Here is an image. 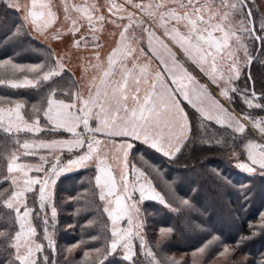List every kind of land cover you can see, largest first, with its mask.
<instances>
[{
    "label": "snow or ice",
    "instance_id": "1",
    "mask_svg": "<svg viewBox=\"0 0 264 264\" xmlns=\"http://www.w3.org/2000/svg\"><path fill=\"white\" fill-rule=\"evenodd\" d=\"M0 2L23 13L6 40L34 33L62 41L70 34L71 47L90 52V57H81L79 80L64 55L58 57L53 50L41 63L0 60V86L33 89L40 96L30 108L24 99L0 96V185H8L0 188V210H7L10 221L8 229H0L5 264H56L54 187L62 174L83 168L95 169L94 188L110 221L105 228L111 239L105 247L84 251L81 264H105L118 249L128 264H182L163 251L158 258L149 246L144 205L156 202L178 214H190L196 207L178 192L175 180L165 181L175 206L157 190L151 175L159 170L144 153L132 156L134 142L176 159L198 138L209 147L230 149L240 171L264 176V94L249 88L250 71L243 85L237 83L257 58L254 52L264 47V13L257 10L259 20L253 18L249 4L254 0H107V15L86 0H61L65 31L58 26L54 0ZM107 24L119 32L112 33L114 46L102 59L101 35ZM189 63L217 93L200 82ZM66 76L70 83L63 87ZM237 98L245 106L239 111ZM246 125L258 132L260 141L251 137ZM238 146L246 161L240 160ZM110 154L119 162L118 175L109 163ZM29 157L34 160L22 161ZM35 222L43 228L42 239ZM249 227L264 230V213L258 225ZM172 232V227H161V241ZM216 239L193 251L191 264H201L196 257H203ZM231 252L224 246L219 256L227 258Z\"/></svg>",
    "mask_w": 264,
    "mask_h": 264
},
{
    "label": "trees",
    "instance_id": "2",
    "mask_svg": "<svg viewBox=\"0 0 264 264\" xmlns=\"http://www.w3.org/2000/svg\"><path fill=\"white\" fill-rule=\"evenodd\" d=\"M249 7L253 10V18L259 20L257 10L264 13V0H254ZM21 16L19 12L8 8L6 3L0 2V60L11 58L17 63H41L49 57L51 49L33 35L16 41L5 39L10 34L13 24L19 23ZM261 60H264V47L257 54L249 70L252 79L248 86L258 95L264 94V64ZM247 76L245 68L241 80L237 83L243 85ZM69 83L66 76L62 86L67 87ZM40 91L43 92V89ZM0 96L24 99L29 108L40 99L36 90H13L2 86ZM235 107L237 111L245 108L239 98L236 99ZM246 110L259 113V110ZM193 123L195 124V121ZM221 130L217 131L223 132ZM248 131L252 138L260 141V137L255 135L258 133L249 129ZM193 134L194 137L198 136L195 127ZM40 136L43 137L45 134L40 133ZM134 143L132 156L144 153L151 164L159 170L158 173L153 172L151 175L157 190L175 206V201L168 195L165 184V181L175 180L178 192L185 198H190L196 207L190 214L186 211L178 214L156 202H145V236L158 258L163 251L166 256L182 261V264H191L192 252L212 237H216L206 254L203 257H196L201 264H264V230L249 227L250 224L258 225L259 216L264 213V176L241 172L234 166L230 149L220 146L209 147L198 138H194L176 159L166 158L138 142ZM3 147V141L0 140V150ZM236 149L240 150L241 159H244L242 147L238 146ZM136 163L139 167V160ZM94 175L95 170L92 168L80 169L58 178L54 187V200L57 206L53 237L56 264H81L84 251L105 247L111 239L110 231L105 228V225H109V220L103 212V202L99 200L98 190L94 188ZM3 187H8L7 183L0 185V188ZM0 211L5 217L4 220H0V229H8L10 221L7 220V210ZM35 226L42 239V226L39 222H35ZM161 227L173 228L172 234L163 241L159 236ZM49 231L53 229L49 228ZM253 232L256 234L253 235ZM81 241L84 243H81L79 248L71 253L67 251L69 247ZM224 246L232 250L227 258L219 256ZM6 259L8 257L5 249L0 248V264H5ZM105 264L128 262L112 255Z\"/></svg>",
    "mask_w": 264,
    "mask_h": 264
},
{
    "label": "rangeland",
    "instance_id": "3",
    "mask_svg": "<svg viewBox=\"0 0 264 264\" xmlns=\"http://www.w3.org/2000/svg\"><path fill=\"white\" fill-rule=\"evenodd\" d=\"M18 2L23 5V4L27 3L28 0H18ZM71 2H73V3H82V2H84V0H71ZM86 2L87 3H95V4H97L101 8V10L104 12V14L107 15V12H106L107 0H86ZM54 4L56 5V10L58 12V15L60 16V21L58 22V26H62L63 29L66 31L67 28H68V24L63 21V15L64 14H63V11H62L61 0H54ZM20 14L23 15V13H20ZM71 15H73L75 17L77 14L75 12H72ZM118 32H119V29L115 28L111 24H107L105 26V28L103 30V33L101 35V39H102V42H103V47L100 49V53H101V58L102 59L105 56L104 54L108 53L110 51V49L114 46L116 37L113 36L112 33H117L118 34ZM32 35L36 39H38L42 44L46 45L51 50H53L55 52L56 56L59 57L61 55H64L65 63L67 65V67L70 69L71 73L75 74V78H77V80H79V77H80V74H81V71H80L81 57H84V58L90 57V52L89 51H87V50H77V49L71 47V42H72L73 37L70 34L66 35L63 38L62 41H53L50 38H48V39L39 38V37H36L34 33ZM77 38H79V37L77 36ZM181 59H183V58L181 57ZM187 66H188L189 70L192 71L195 76H197V78L200 80L201 83L207 84L209 89L212 92L215 91L217 93V91H218L217 88L214 85L211 84V82L207 79V77H205L202 73H200L199 70L196 69L190 63ZM246 129L247 130L248 129L251 130V125H246ZM217 130L220 131V129H217ZM252 131L253 130H251V132ZM254 133H258V132H254ZM255 135L259 136V134H255ZM262 142H264V141H262ZM236 150L238 152H240V150H238V149H236ZM243 154H244L245 157H244V159H241V152H240V160L246 161V153L244 151H243ZM231 159H232V161H233V163L235 165L236 162H237L236 159H234L232 157H231ZM30 160H34V158H30V157L29 158H22V161H30ZM109 163L113 165V168L116 171V174L118 175L119 174V162L117 160H113L112 157H111V154L109 155ZM83 169H86V168H83ZM74 171H77V170H74ZM74 171H71V172H74ZM71 172H67L65 174H62L61 176L69 174ZM246 174H249V173H246ZM137 196H138V193H137ZM49 214H50V210H49ZM109 225H110V221H109ZM122 225H126V221L122 222ZM137 252H139L138 242H137ZM114 255L119 256L120 258H122V255H123L122 250L118 249L116 254H114Z\"/></svg>",
    "mask_w": 264,
    "mask_h": 264
},
{
    "label": "crops",
    "instance_id": "4",
    "mask_svg": "<svg viewBox=\"0 0 264 264\" xmlns=\"http://www.w3.org/2000/svg\"><path fill=\"white\" fill-rule=\"evenodd\" d=\"M106 54H107V53H105L104 55L106 56ZM210 91H211V90H210ZM213 93L215 94L216 92L213 91ZM221 99H222V98H221ZM222 102L225 103V106L230 107L226 101H223V100H222ZM247 128H248V127H247ZM137 142H138V141H137ZM138 143H140V142H138ZM140 144H141V143H140ZM142 145H143V144H142ZM144 146H145V145H144ZM92 169H94V168H92Z\"/></svg>",
    "mask_w": 264,
    "mask_h": 264
},
{
    "label": "flooded vegetation",
    "instance_id": "5",
    "mask_svg": "<svg viewBox=\"0 0 264 264\" xmlns=\"http://www.w3.org/2000/svg\"><path fill=\"white\" fill-rule=\"evenodd\" d=\"M254 62V61H253ZM252 65V64H251ZM246 70H247V75H248V68H246ZM250 70V69H249ZM250 89H251V87H250Z\"/></svg>",
    "mask_w": 264,
    "mask_h": 264
},
{
    "label": "water",
    "instance_id": "6",
    "mask_svg": "<svg viewBox=\"0 0 264 264\" xmlns=\"http://www.w3.org/2000/svg\"><path fill=\"white\" fill-rule=\"evenodd\" d=\"M254 55H256L257 56V54L255 53ZM251 67V66H250ZM248 71H249V68H248Z\"/></svg>",
    "mask_w": 264,
    "mask_h": 264
}]
</instances>
